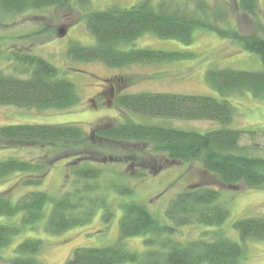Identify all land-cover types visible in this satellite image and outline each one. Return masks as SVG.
Returning <instances> with one entry per match:
<instances>
[{"label": "trees", "instance_id": "trees-1", "mask_svg": "<svg viewBox=\"0 0 264 264\" xmlns=\"http://www.w3.org/2000/svg\"><path fill=\"white\" fill-rule=\"evenodd\" d=\"M260 1L141 0L130 8L113 6L90 11L84 20L96 43L86 46L71 42L68 55L76 61L100 62L117 69L137 64L182 61L195 55L121 47L132 45L146 34L191 44L196 31H209L257 54L263 66L259 71L211 69L206 74L210 86L222 97L250 92L255 98H264V37L255 32H245L242 25L245 18L252 19L256 31L264 33ZM71 2L0 0V17L67 7ZM10 60L15 63L19 74L0 70V106L46 111L70 109L78 104L75 85L60 76L57 66L26 48H16ZM131 76L120 74L106 80L101 94L113 89L114 95H109L108 101L140 116L207 120L218 122L223 127L200 133L132 121L118 122L110 118L92 124L89 131L78 124L1 126L0 146L21 151L42 150L45 154L38 157L8 155L0 160V184L11 177H18L12 187L0 190V217L22 214L20 224L0 223V260L3 249L12 243L15 236L27 227H36L45 218L46 230L52 235L89 224L99 209L104 212L103 221L107 225L112 222L115 210L109 192L131 195L133 188L115 181L101 186L99 179L103 169L96 163L120 159L126 163V171L135 178L157 174L170 165L198 163L222 186L264 187V156L250 155L240 143L245 134L253 138L264 134L228 128L236 114V108L228 100L198 94L120 92L131 84ZM105 146L123 149L130 155L109 156L104 152ZM50 153L54 157L72 159L68 170L73 179V190H67L60 196L31 190L13 203L9 191L14 186L25 188L43 184L45 158ZM220 195V191L212 188L205 178L189 186L178 193L168 207L166 215L170 224H163L144 204L121 202L119 206L123 214L119 242L103 247L76 248L64 264H241L246 258L247 242L264 241V215L241 218L234 223L242 243L226 237L220 229L210 231L208 228L221 227L229 217V210L219 204ZM195 224L208 228L194 240L181 241L174 237L180 228ZM148 235L151 236L145 240L148 249L144 253L132 251L124 244L127 238ZM44 246L42 240L26 239L18 244L15 256L8 264H39L36 255Z\"/></svg>", "mask_w": 264, "mask_h": 264}, {"label": "rangeland", "instance_id": "rangeland-1", "mask_svg": "<svg viewBox=\"0 0 264 264\" xmlns=\"http://www.w3.org/2000/svg\"><path fill=\"white\" fill-rule=\"evenodd\" d=\"M139 1L141 0H88L87 3H83L80 0H72L67 7H51L15 16L0 17V70L7 74L18 75L19 72L15 68V63L10 60V55L15 52L16 48H26L32 54L57 66L60 76L75 85L79 96L78 104L65 110L36 111L14 106H0V127L15 124H78L89 131L92 124L108 118L118 122L132 121L200 133L223 127L218 122L207 120L148 118L126 112L116 104L112 105L108 101L109 91L106 90V94H101L105 90V87L103 88L105 81L120 74H132L131 84L120 92L125 94L141 92L198 94L225 99L236 108L234 120L227 125L228 128L244 130L249 134L255 132L264 134V98H255L250 92L222 97L210 86L206 78L207 72L211 69L262 70L261 59L257 54L245 51L237 43L221 38L213 32L196 31L191 44L146 34L132 45L121 47L122 49L148 48L188 52L195 55L193 58L182 61L137 64L125 69H117L109 68L100 62L76 61L69 57L68 49L71 42H79L86 46L96 43L95 38L87 30L84 20L88 12L101 11L113 6L130 8ZM260 2L263 9L260 12L263 14L264 27V0ZM244 20L242 25L245 26L243 29L245 32H255L264 37V33L256 31L252 19L245 18ZM60 30H65L66 35L60 36ZM240 143L250 155L264 156V136L262 134L255 138L245 134ZM103 149L107 155L116 158L130 155L128 151L125 152L119 148L113 149L105 146ZM43 154L45 153L42 150L21 151L0 146V160L8 155L38 157ZM71 160L66 156L54 157L51 153L47 154L43 184L25 188L14 186L9 191L10 200L16 203L25 192L31 190L47 191L55 196H60L67 190L72 191L73 179L68 170V163ZM119 160L95 164L103 169V174L99 179L101 186L115 181L133 188L131 195L122 196L109 192V198L115 210V217L109 225L103 221L104 212L99 209L89 224L72 228L59 235H52L46 230L47 218H45L36 227H27L23 233L13 238L12 243L2 251L0 264H8V261L15 256L18 244L29 238L42 240L45 244L44 249L36 255L39 264H64L76 248L117 244L120 240V218L123 214L119 206L121 202L144 204L162 223L170 224L166 212L172 200L178 193L204 178L212 188L220 191L219 204L229 210V217L219 228H208L197 224L182 227L174 236L176 239L194 240L208 228L210 231L220 229L226 237L242 243L238 231L234 228V223L241 218L264 215V187L247 188L241 184L222 186L214 177L205 173L198 163L170 165L157 174H150L146 178H135L126 171V163ZM17 179L18 177H11L8 181L1 183L0 190L12 187ZM21 217L22 214L14 217L3 216L0 217V223L20 224ZM150 236L127 238L124 244L128 249L141 254L148 249L145 240ZM241 264H264V241L249 240L246 258Z\"/></svg>", "mask_w": 264, "mask_h": 264}, {"label": "water", "instance_id": "water-1", "mask_svg": "<svg viewBox=\"0 0 264 264\" xmlns=\"http://www.w3.org/2000/svg\"><path fill=\"white\" fill-rule=\"evenodd\" d=\"M65 32H66L65 30H60V31H59V35H60V36H65L66 33H67V32H66V33H65Z\"/></svg>", "mask_w": 264, "mask_h": 264}, {"label": "flooded vegetation", "instance_id": "flooded-vegetation-1", "mask_svg": "<svg viewBox=\"0 0 264 264\" xmlns=\"http://www.w3.org/2000/svg\"><path fill=\"white\" fill-rule=\"evenodd\" d=\"M113 92H114V90H113V89H110V90H109L110 97H112V96L114 95V93H113Z\"/></svg>", "mask_w": 264, "mask_h": 264}]
</instances>
